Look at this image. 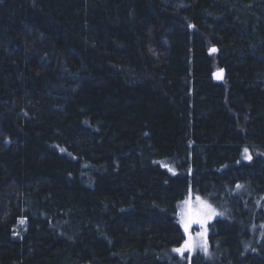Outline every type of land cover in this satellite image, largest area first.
<instances>
[{
    "label": "trees",
    "instance_id": "obj_1",
    "mask_svg": "<svg viewBox=\"0 0 264 264\" xmlns=\"http://www.w3.org/2000/svg\"><path fill=\"white\" fill-rule=\"evenodd\" d=\"M0 264H264V0H0Z\"/></svg>",
    "mask_w": 264,
    "mask_h": 264
},
{
    "label": "rangeland",
    "instance_id": "obj_2",
    "mask_svg": "<svg viewBox=\"0 0 264 264\" xmlns=\"http://www.w3.org/2000/svg\"><path fill=\"white\" fill-rule=\"evenodd\" d=\"M248 157H250V152L247 150V154H245L244 150L243 158ZM167 169L175 173L174 167L168 166ZM223 216L224 212L215 207L208 198L191 192L188 193L177 205V218L184 235V240L176 249L183 247L186 242H190L193 247L185 249L183 254L187 253L192 256L200 252L204 257L208 258L210 256L209 224L214 219ZM205 248L207 251H205Z\"/></svg>",
    "mask_w": 264,
    "mask_h": 264
},
{
    "label": "snow or ice",
    "instance_id": "obj_3",
    "mask_svg": "<svg viewBox=\"0 0 264 264\" xmlns=\"http://www.w3.org/2000/svg\"><path fill=\"white\" fill-rule=\"evenodd\" d=\"M213 51H214V49H213ZM245 154H247V149H245ZM248 158L250 159V157H248ZM192 247H193V245L190 242H186L183 247L178 248V249H174L173 251H175L178 254H180L181 256H183V253H184L185 249H191ZM205 251H207L206 248H205Z\"/></svg>",
    "mask_w": 264,
    "mask_h": 264
}]
</instances>
